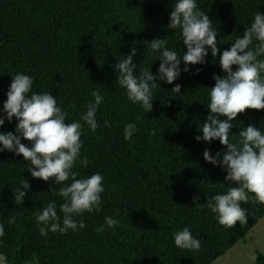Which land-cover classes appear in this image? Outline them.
I'll use <instances>...</instances> for the list:
<instances>
[{
  "label": "trees",
  "instance_id": "1",
  "mask_svg": "<svg viewBox=\"0 0 264 264\" xmlns=\"http://www.w3.org/2000/svg\"><path fill=\"white\" fill-rule=\"evenodd\" d=\"M172 3L0 0V109L16 73L34 77V92L49 91L56 97L69 123L86 111L93 91L104 98L97 110V129L91 131L85 124L82 130L81 155L88 158V165L74 169L81 176L99 172L104 177L100 209L74 217L83 220V229L66 234L49 231L42 236L35 214L56 201L62 222L59 205L63 201L57 195L61 185L53 184L51 178L45 182L32 177L27 170L30 162L22 155L0 152V224L5 228L0 253L7 256V264H211L244 240L264 217V204L250 199L241 203L248 213L247 223L226 228L204 206L213 195L235 186L221 184L225 171L203 159L205 149L215 154L225 146L218 139L211 143L194 140L208 115L213 74L224 75L217 63L219 54L213 58L209 51L203 65H190V71L182 72L173 84L159 82L152 111L144 115L118 83L115 63L130 47L137 48L134 72L147 67L153 74L160 61L152 62L155 57L148 53V41L163 38L181 55L186 50L179 29L167 28ZM197 3L217 28L221 51L237 35L242 36L255 12L264 13V0ZM174 84L181 85L180 94L171 92ZM235 119L230 139L249 124L264 130V109H245ZM16 122L15 118L11 123L6 120L0 131L14 132ZM130 122L136 124V131L125 140L123 129ZM25 182L27 189L22 187ZM20 189L26 192L21 203L14 198ZM105 216L118 219L120 225L97 231ZM13 217L15 222L9 223ZM184 227L199 239V251L174 245L173 233ZM254 264H264L260 252Z\"/></svg>",
  "mask_w": 264,
  "mask_h": 264
},
{
  "label": "clouds",
  "instance_id": "2",
  "mask_svg": "<svg viewBox=\"0 0 264 264\" xmlns=\"http://www.w3.org/2000/svg\"><path fill=\"white\" fill-rule=\"evenodd\" d=\"M167 28L172 31L179 29L180 41L186 49L183 54L170 49L165 39L153 38L147 42V50L155 57L152 62L160 61L156 73L147 67L134 72L138 68L133 62L137 48L130 47L129 53L115 63L118 83L125 89L127 99L143 108L144 115L152 111L151 102L154 90L160 87L159 82L173 84L182 72L190 71V65H203L209 51L213 58L219 54L217 63L224 75L213 74L215 83L210 87L206 105L208 115L199 128L201 134L194 140L211 143L218 139L225 146L215 154L205 149L202 155L206 162L225 171L224 183L221 184L232 183L235 186L213 195L204 206L226 228L235 226L237 222L247 223L248 213L241 203L251 199L264 204V130L249 124L239 130L238 137L230 139V129L238 113L245 109H264V59L261 58L264 57V13L255 12L242 36L237 35L230 47L223 51L217 46V28L212 26L207 13L200 10L197 0H174ZM33 81L34 77L25 73L12 75L5 93L6 100L0 109V126L6 120L11 123L13 118L17 122L14 132L0 131V152L22 155L26 162H30L27 170L32 177L45 182L51 178L53 184L61 185L57 195L63 201L59 205L62 222L57 214L56 201H50L35 214L40 234L76 232L86 225L82 219L74 217L98 211L102 204L101 193L105 191L101 173L81 176L74 170L78 165L81 168L88 165V158L81 155L82 130L85 124L91 131L97 129V110L104 98L93 91V99L86 105V111L79 120L69 123L66 122L68 114L57 103L56 97L49 91L34 92ZM180 90L181 85L174 84L171 92L180 94ZM104 123L107 125L108 121ZM135 131L136 124L127 123L123 129L124 139L130 140ZM22 139L29 143H22ZM69 180L70 183H64ZM22 187L27 189L29 185L25 182ZM25 195L26 192L20 189L14 198L21 203ZM193 199L196 202L199 198ZM104 221L97 231H104L105 226L114 228L120 225L114 217L105 216ZM14 222V217L9 219V223ZM4 235V225L0 224V239ZM173 242L182 250L195 252L201 248L199 239L188 227L174 232ZM0 264H7V256L3 253H0Z\"/></svg>",
  "mask_w": 264,
  "mask_h": 264
},
{
  "label": "rangeland",
  "instance_id": "3",
  "mask_svg": "<svg viewBox=\"0 0 264 264\" xmlns=\"http://www.w3.org/2000/svg\"><path fill=\"white\" fill-rule=\"evenodd\" d=\"M256 252L264 256V217L246 233L244 240L236 242L232 248L211 264H254Z\"/></svg>",
  "mask_w": 264,
  "mask_h": 264
}]
</instances>
